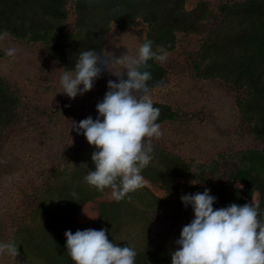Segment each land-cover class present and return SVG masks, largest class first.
<instances>
[{
    "label": "trees",
    "instance_id": "obj_1",
    "mask_svg": "<svg viewBox=\"0 0 264 264\" xmlns=\"http://www.w3.org/2000/svg\"><path fill=\"white\" fill-rule=\"evenodd\" d=\"M210 3L211 0H0V34L6 33L24 45L41 46L49 58L60 64L62 71H65L74 68L80 52L99 49L98 43L107 33L105 31L101 34V29L106 30L110 23H115L120 30H124L126 26L132 27L136 21H142L149 29L147 40L153 41V44H157V41L164 43L168 45L167 53L179 54L183 57L182 53L185 51L182 47L187 48L189 45L191 37L189 35L197 38L199 34L198 29H193L191 25L194 23L198 27L201 21L209 17V13H212L208 10ZM16 7L21 9V20L17 26H15L17 22L13 24V20L6 14L7 11L11 14ZM71 8L74 9L75 17L73 33L70 32L66 22ZM159 9L161 17L155 15V10ZM100 10L107 15H101ZM129 12H134L131 21L127 18ZM212 17H214L213 30L217 32V40L222 38L228 44L224 47L227 57H220L222 52H218L216 71L211 72L207 77L202 65L209 57L214 60L213 46L209 43L212 41L211 38L208 40L203 38L204 44L201 45L203 52L198 54V61L195 64L189 65V61L185 58L183 66L186 67V73L184 72L186 75L181 79L184 81L195 74L203 85L207 83L211 85L212 82L215 83L216 88L221 84L222 87L235 91V94L230 96L235 97V108L239 110L243 121L240 125L247 129L250 137L246 138L247 148L234 154L222 150L211 163L199 164L191 159L186 160L167 149V145L160 144L162 140L165 142L168 138H145L151 141L153 153L152 160L141 173L143 186L128 193L120 201L113 199L110 202L100 203L98 218L93 226L89 222L83 223L78 220L79 209L101 198L111 189L97 191L84 181L88 170L94 169L91 160L94 146L89 145L82 133L77 134L71 128L73 121L78 124L88 117L85 107L96 105L102 101L103 96L92 88L84 93L86 100L82 104L77 100L83 95L75 97L77 98L75 101L70 99L83 113L74 110V113L67 115V118L54 115L42 119L38 114L40 121L50 125L52 123L50 121L54 120V125L59 126L61 133L58 135V144L63 160L60 158L55 165L36 170V176L44 179L40 188L16 187L19 196H29L30 200L24 199L22 204H17L23 210L17 214L13 209V203V206L8 205L7 208L13 219L11 225L7 224L6 231H9V237L2 242L15 240L19 251L18 259L10 257L11 264H74L65 249L66 230L75 233L78 229L104 228L110 241L121 247L127 246L117 239L118 228L122 226L125 214L129 213L130 218L141 215L144 219L148 211L157 210L164 203L175 204L184 214V217L176 223L173 232L169 231L166 235L172 239L169 240L171 251L165 249H168L164 246L165 239L157 245V249L142 246L144 249H137L132 244L129 246L137 252L135 264H171V252L178 247L175 241L179 238L182 227L193 218L191 206L185 207L180 197L184 194L203 192L205 188L210 189V194L217 198L213 205L214 209L232 203L237 205L253 203L259 206V211L264 216V0H217V13L212 14ZM119 20L123 23L121 24ZM241 20L244 21L240 22ZM157 22L160 24H155ZM238 23L241 27L236 28V24L240 25ZM98 34L100 36L97 38ZM196 47L197 44L195 50ZM0 55V59H10L5 52H0ZM147 64V70L152 75L147 87L152 84L153 88L156 83L161 84L160 82L168 79L166 62L157 63L155 59H151ZM175 70L180 72L177 68ZM174 76L170 75V77ZM12 78L14 77L0 72V137L2 138L6 137L3 131L18 121L17 110L25 106L24 96L14 91V86L18 85L12 83L14 81ZM188 80L190 86L191 79ZM159 91L162 93L161 87ZM187 93V95L191 94V90H187ZM89 96L93 97L91 102H88ZM186 96H183L182 102L184 100L188 103ZM61 99L64 105L69 107L65 99ZM139 99L144 98L139 94ZM153 105L160 110L157 123L160 126L166 124L163 126L166 127L165 129L169 128L167 124L179 118V114L173 111L169 104L153 100ZM94 112L93 119L98 115L96 106ZM53 140L51 133L46 131L40 140L39 138L36 140L38 146L32 147L30 142L25 144L19 142L18 146L21 150L14 152L12 160L13 167L23 172L18 185L31 180L29 170L23 166L22 159L18 157L30 155L31 150L37 148L45 150L40 145H54ZM3 149H6V145ZM56 157L58 158L57 155ZM227 159L228 161L236 159L228 179L224 182L219 180L217 184L208 181V174L214 176L224 174L221 161ZM136 238L139 237H131L133 240ZM151 242L154 241L148 239V243Z\"/></svg>",
    "mask_w": 264,
    "mask_h": 264
},
{
    "label": "rangeland",
    "instance_id": "obj_2",
    "mask_svg": "<svg viewBox=\"0 0 264 264\" xmlns=\"http://www.w3.org/2000/svg\"><path fill=\"white\" fill-rule=\"evenodd\" d=\"M92 5L94 7L93 3ZM16 8L11 14L8 11L6 12L13 20V24L17 22L15 26L21 20V9ZM208 10L212 12L209 13L210 18L207 17L204 21H201L202 24L200 23V26L197 25L198 27L194 23L191 25L193 29H198L197 32L199 34H197V38L194 35H189L191 36L188 42L189 45L187 48L182 47L185 51L182 53L183 57H180L179 54L173 55L168 53L166 60L163 61L166 62L165 66L168 70V79L160 82L161 84L156 83L153 85V88L151 84L139 93L143 98L151 96L154 101L169 104L172 110L179 114L178 119L169 125L167 124L169 126L168 129L163 127L166 124L160 126L162 135L155 138H168L169 141L166 140L163 142L162 140L160 144L167 145V149L169 148L171 152L181 155L186 160L191 159L199 164L211 163L213 158H216L217 154L222 152V150H225L229 154H234L235 152L246 149V138H250L247 129L240 125L243 121L239 110L235 108V97L233 96L231 98L230 96L234 95L235 91L222 87L221 84L216 88L215 83L212 82L211 85H208V83L203 85L202 82L198 81V77H195V74L189 77L191 79L190 86H188L190 81L188 77L184 81L181 79L184 77L183 75H186V67L183 66L185 64V58L189 61V65H192L198 61V54L203 52L201 48V45L204 44L203 38L205 40L211 38L212 41L209 43L213 46L212 56H214V60L212 61L209 57L210 59L208 58L202 65V69H205L207 72L205 73L207 77H209L211 72L216 71L217 53L222 52L220 53V57H227V53L224 52V47L228 44L222 38L217 40V32L213 30L215 25L212 14L217 13V0H211ZM132 13L134 14V12H129V16H127V18H130V21ZM100 14L107 15L102 10H100ZM160 14V9L155 10L156 16L161 17ZM74 18V9L71 8L66 18L67 26L71 33L75 32ZM242 21L244 20L240 22ZM119 22L121 24L123 23L121 20ZM155 24L160 23L157 22ZM156 26L158 27V25ZM239 27H241V24H236V28ZM107 29H101V34L105 31L107 33L104 34V39H100V43H98L100 46L97 52L111 51L117 58L126 52L127 55H135L139 45L147 39L149 30L148 26L142 21H136L132 27L126 26L124 30H120L115 23H110ZM99 36L100 34H98L97 38ZM155 44H153L154 48L156 46H164L165 48L168 46L159 41ZM196 44L198 47L195 50ZM231 44L234 47L236 46L234 43ZM8 48H16L17 52L10 59H0V72H5L11 77H14L12 78L14 80L12 83L18 85L14 86V91L16 94L24 96L23 104L25 106L17 110L16 118L18 121L3 131L6 137H0V241H6V238L9 237V231L6 230L11 225L13 216L11 215L10 217L7 212L8 205L13 206V203V209L15 210V214H17L19 211H23L17 204H22L24 199L27 201L30 200L29 196H19L16 192V187L22 186L27 188L34 186L35 189L40 188L42 183H44V179L36 176V170L51 167L60 158L62 159V153L59 151L60 146L58 144V135L61 133L59 126L54 125V120L50 121L52 122L50 125L40 121L37 117L38 114L42 119H45L49 116L54 117V115L59 118H67V115L73 114L74 110L75 112L83 113L82 110L80 111L75 107V102L72 103L66 96H62L65 94L62 93L63 89L59 82L63 72L61 66L51 60L41 46L35 44L24 45L8 34L2 33L0 34V52L3 53ZM156 62L163 63L160 61ZM174 67L179 69L180 72H176ZM110 70L113 72L122 71L123 65L117 62L110 66ZM170 71L175 75L174 77H170L172 75ZM121 78L126 79V75H123ZM118 79L117 76L107 70H103L102 67V74L95 81L93 88L104 97L107 91V82L109 80L118 81ZM159 87L162 88V93L159 91ZM187 90H191V94L187 95ZM183 96L187 97L188 103L184 100L182 102ZM84 97L83 94L81 99L77 100V98H74L72 101L77 100V102L82 104L86 100V97ZM61 98L65 99L69 107L64 105L65 103ZM92 98V96H89L88 102H91ZM199 98L204 100H197ZM95 106L94 104L85 107L88 116H95ZM46 131L53 136L54 140L52 142H54V145H40L45 150H39L37 148V150H31L32 154L30 155H20L18 157L22 159L23 166L29 170L31 177V180H28L27 183L24 182L18 185L22 179L23 172L13 167L12 160L15 155L14 152L21 150V147L18 146L19 142L21 141L22 144L30 142L32 147L38 146L36 145V140L38 138L40 140L44 132L46 134ZM5 145L6 149H3ZM8 147L9 149H7ZM221 162L224 167V174L220 176L208 174L207 176V180L214 184H217L219 180L224 182L228 179V175L234 169L236 159L230 161L227 159ZM30 189L28 188V190ZM112 200L111 190H108L101 198L82 206L79 209L78 220L83 223L89 222L94 226V221L98 218L99 204ZM128 216L131 215L126 213L124 221H122V226L118 228L117 239L120 242L126 245L132 244L137 249H157V245H159L162 239H165L164 246L168 247V249H165L171 251V243H169V240L172 239L166 235L169 231L171 233L173 232L176 223L184 217V214L175 204L164 203L161 208L150 212L148 211L144 219L141 215L137 218H130ZM146 235L150 238H147ZM132 236L139 238L133 240L131 239ZM148 239H152L154 242L148 243ZM153 253L155 255L154 251ZM9 260V256L0 254V264H11Z\"/></svg>",
    "mask_w": 264,
    "mask_h": 264
},
{
    "label": "clouds",
    "instance_id": "obj_3",
    "mask_svg": "<svg viewBox=\"0 0 264 264\" xmlns=\"http://www.w3.org/2000/svg\"><path fill=\"white\" fill-rule=\"evenodd\" d=\"M16 48H8L12 57ZM164 46L154 48L153 41L144 40L135 55L115 57L111 51L85 50L79 53L74 68L60 76L62 93L69 99L90 91L103 70L117 76L109 80L102 101L96 104L97 117L75 121L71 129L83 134L94 146L84 181L97 191L111 189L112 198L120 201L143 186L142 170L152 160L153 146L149 139L160 137L157 123L159 108L153 98L139 99L152 75L147 62H163L167 58ZM120 62L123 70L113 72L110 66ZM102 66V67H101ZM126 75L125 78H121ZM192 172V171H191ZM193 173V172H192ZM210 189L184 194L185 207L191 206L193 218L182 227L171 252V264H264V216L253 203L214 209L216 197ZM106 229L66 230L65 249L74 264H135L137 252L133 247L118 246L108 239ZM0 254L16 258L19 255L15 240L0 241Z\"/></svg>",
    "mask_w": 264,
    "mask_h": 264
}]
</instances>
